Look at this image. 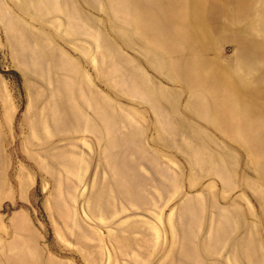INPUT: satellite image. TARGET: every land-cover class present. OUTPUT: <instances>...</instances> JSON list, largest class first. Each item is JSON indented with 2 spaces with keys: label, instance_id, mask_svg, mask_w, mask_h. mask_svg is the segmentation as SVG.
<instances>
[{
  "label": "rangeland",
  "instance_id": "374dc122",
  "mask_svg": "<svg viewBox=\"0 0 264 264\" xmlns=\"http://www.w3.org/2000/svg\"><path fill=\"white\" fill-rule=\"evenodd\" d=\"M22 259L264 264V0H0V264Z\"/></svg>",
  "mask_w": 264,
  "mask_h": 264
},
{
  "label": "bare ground",
  "instance_id": "6f19581e",
  "mask_svg": "<svg viewBox=\"0 0 264 264\" xmlns=\"http://www.w3.org/2000/svg\"><path fill=\"white\" fill-rule=\"evenodd\" d=\"M224 113H228V112H224ZM236 115V114H235ZM236 116H238V118H241L242 119V117H240L239 115H236ZM239 132H244L241 128H240V130H239ZM118 181V180H117ZM118 183V182H117ZM121 183V182H120ZM214 239V238H213ZM16 264H28L27 262H25V260L24 259H22V260H20V261H18Z\"/></svg>",
  "mask_w": 264,
  "mask_h": 264
}]
</instances>
